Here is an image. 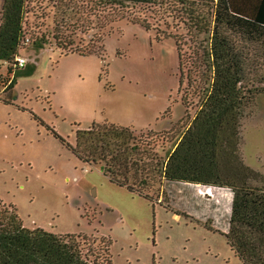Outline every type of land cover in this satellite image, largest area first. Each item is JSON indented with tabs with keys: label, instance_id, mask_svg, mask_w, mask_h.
<instances>
[{
	"label": "rangeland",
	"instance_id": "rangeland-1",
	"mask_svg": "<svg viewBox=\"0 0 264 264\" xmlns=\"http://www.w3.org/2000/svg\"><path fill=\"white\" fill-rule=\"evenodd\" d=\"M145 19L151 30L135 23ZM190 23L177 0L113 8L95 0L27 1L18 51L27 64L15 69L13 59L0 60V203L26 227L85 235L92 252L111 241L112 264H243L225 235L229 203L210 214L200 201L215 199L185 208L178 186H161L158 176L146 189L152 200L132 193L111 182L100 163L80 160L52 131L74 144V122L132 126L164 159L171 137L192 120L204 82V35ZM246 46V82L264 86V46ZM11 79L13 86L5 88ZM239 129L243 176L258 184L264 92L245 108Z\"/></svg>",
	"mask_w": 264,
	"mask_h": 264
},
{
	"label": "trees",
	"instance_id": "trees-1",
	"mask_svg": "<svg viewBox=\"0 0 264 264\" xmlns=\"http://www.w3.org/2000/svg\"><path fill=\"white\" fill-rule=\"evenodd\" d=\"M27 1L3 0L2 61L13 59L15 63L22 39L26 37L23 18ZM95 1L113 8L129 3L151 7L158 0ZM177 1L190 25L204 35L199 54L205 73L198 70L204 82L199 87L197 110L186 129L171 137L166 157L163 159L145 147L150 143L138 137L132 126L94 121L81 128L74 122L78 126L74 144L55 129L52 131L80 160L100 163L111 182L150 200L153 197L146 189L156 176L161 186L167 182H189L228 187L233 192L229 230L225 234L228 243L243 264H264V176H259L258 184L247 181L243 176L246 169L237 152L244 110L256 95L264 92L262 81L246 82L249 59L246 45L250 42L264 46V0ZM135 23L147 30L153 28L146 19ZM156 32L161 38L159 29ZM58 46L76 51L67 49L63 42ZM90 52L81 51V54ZM179 59L183 66L182 55ZM9 70L13 73L11 67ZM13 83L11 79L5 88ZM110 243L103 241L101 251L92 252L86 249L85 235L26 227L18 214L0 203V264H112Z\"/></svg>",
	"mask_w": 264,
	"mask_h": 264
},
{
	"label": "crops",
	"instance_id": "crops-1",
	"mask_svg": "<svg viewBox=\"0 0 264 264\" xmlns=\"http://www.w3.org/2000/svg\"><path fill=\"white\" fill-rule=\"evenodd\" d=\"M158 118V116H157ZM156 118V120H158ZM135 126V125H134ZM141 129V128H140ZM168 185L171 186H178V190L181 191L178 195L180 197V204L182 199L185 201V208L190 206L191 202H194L197 199H207V201L214 202L213 199L216 200L214 204H205L200 201V204H202V209H206L208 214H210L211 210L218 213L223 209L221 204L225 201L227 204H230V210L227 218V222L229 220L230 214H231V205H232V199H233V192H232V198L230 197L231 189L229 191L228 187H218V186H209V185H203V184H197V183H189V182H167ZM185 187V188H183ZM202 191V192H200ZM205 195V197H203ZM189 204V205H187ZM192 212V209H189ZM196 214H203L200 211H195ZM219 219V217H217ZM229 226V223H227V227Z\"/></svg>",
	"mask_w": 264,
	"mask_h": 264
},
{
	"label": "built area",
	"instance_id": "built-area-1",
	"mask_svg": "<svg viewBox=\"0 0 264 264\" xmlns=\"http://www.w3.org/2000/svg\"><path fill=\"white\" fill-rule=\"evenodd\" d=\"M28 59L22 55H17L15 58L14 68H24L27 64Z\"/></svg>",
	"mask_w": 264,
	"mask_h": 264
}]
</instances>
